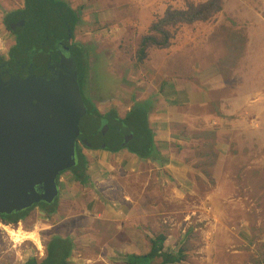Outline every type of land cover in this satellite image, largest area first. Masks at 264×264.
Wrapping results in <instances>:
<instances>
[{"label": "rangeland", "instance_id": "374dc122", "mask_svg": "<svg viewBox=\"0 0 264 264\" xmlns=\"http://www.w3.org/2000/svg\"><path fill=\"white\" fill-rule=\"evenodd\" d=\"M64 1L81 15L75 40L92 48L84 90L87 99L100 114L105 116L116 110L123 118L136 102H143L147 112L154 111L155 120L163 119L164 128L155 140L159 149L155 153V143L153 154L160 157L167 150L174 151V158L180 161L176 173L166 167L163 174L148 172L152 173L148 193H143L142 198L148 199L150 237L161 231V224L176 228L175 234L178 232L182 237L173 234L164 242L174 252L180 253L183 248V259L174 264H264V108L245 114L242 111L247 105L238 100L240 92H247L254 85L264 87V41L260 38L264 33V0H224L220 13L208 21L179 27L170 47H152L143 63L136 56L141 35L149 32L151 23L169 6L184 8L189 0ZM23 8L24 0H0L4 18L7 13ZM12 24L22 25L15 21ZM11 34L6 27L2 30L0 47L6 49L14 44L15 37ZM4 77L1 74L0 80ZM197 85L211 98L207 107L198 106L200 101L189 106L188 91ZM223 88L228 92V101L222 99ZM169 105H175L178 112L169 115ZM227 105L241 112L229 114L222 110ZM207 111L212 112L211 118ZM259 112H263L262 118L258 117ZM164 116H169V120ZM168 125L179 135L168 134L173 144L163 138ZM5 127L0 128V187L5 196L2 199L26 208L25 198L29 196L35 203L39 202V195L45 194V179L25 187L15 186H22L23 177L10 171L4 161L9 153L7 144L10 141L19 144L22 137L12 127ZM103 129L100 125L99 132ZM125 147L128 149V145ZM70 172V169L60 171L66 174L65 180L73 177ZM60 173L55 174L58 186ZM142 175L146 174L139 173L138 178ZM60 189L63 191V187ZM7 192L10 196L5 195ZM65 194L59 191L51 202H45L57 207V212ZM35 209L27 222L0 224V264H25L31 257L42 260L52 238H63L48 227L50 222L63 220L64 215L57 218L42 213L41 207ZM47 217L50 222H45ZM185 218L188 220L184 222ZM154 221L157 226L151 225ZM7 227L35 233L41 246L31 238L14 241ZM164 234L167 235L166 230ZM63 239L67 240L66 248H71L68 264H105L97 256L101 249L95 242L93 249L89 246V251L81 250L79 256L73 239ZM174 239L178 240L175 242L178 250L173 247ZM104 257L110 261L106 254Z\"/></svg>", "mask_w": 264, "mask_h": 264}, {"label": "water", "instance_id": "95a60500", "mask_svg": "<svg viewBox=\"0 0 264 264\" xmlns=\"http://www.w3.org/2000/svg\"><path fill=\"white\" fill-rule=\"evenodd\" d=\"M55 33V42L48 39L46 53L38 61L32 59L16 74L0 80V128L12 127L22 137L19 144H7L9 153L4 163L15 175L23 177L22 186L14 184L18 188L45 179V194L37 197L39 202H51L58 194L55 174L76 165L79 143L88 148L108 149L127 144L123 139L122 145H118L120 130L129 132L127 139L134 137L129 127L120 125L115 128L117 134L113 131L106 139L108 130L114 129L86 104L78 64L71 52V30L64 18L58 22ZM100 125L104 129L99 132ZM5 195L10 196L9 192ZM2 198L5 196L0 187L1 212L19 208ZM25 199V206L34 202L29 196ZM6 204L11 207L2 208Z\"/></svg>", "mask_w": 264, "mask_h": 264}, {"label": "crops", "instance_id": "0c3cea01", "mask_svg": "<svg viewBox=\"0 0 264 264\" xmlns=\"http://www.w3.org/2000/svg\"><path fill=\"white\" fill-rule=\"evenodd\" d=\"M3 16L4 14L0 13V33L6 27ZM3 33H5V31ZM4 36L7 35L4 34ZM260 38L264 41V33L261 34ZM262 44H264V42ZM179 89L184 91L183 86H179ZM197 89H199V91H197ZM202 89L203 87L197 85V87L193 89L190 88L188 91V103L190 108L199 101L200 103L198 106L204 105L207 107L209 105L211 98L209 99L210 96L208 97V92ZM256 92L257 94H254ZM222 94V99L224 98V100L228 101V92L225 88H223ZM239 95L240 99H237L247 105L244 106V111H242L245 114L255 113V111L257 112V108L263 110L264 87H262V84L257 86L254 85L247 92L242 91ZM153 96L154 95H148V98ZM155 96H157V94H155ZM157 99H159V96H157ZM159 102L155 103L157 109L159 108ZM233 102L236 104V100H233ZM234 107H240V105H234ZM168 108L170 110L169 115H174L178 112L175 105H169ZM222 110H225L229 114H234L240 109H229L227 105L224 106V109L222 107ZM211 113L212 112L207 111V114H210L208 118L212 117ZM258 114V117L262 118L263 112H259ZM157 116L159 117V112H157ZM155 117L154 111H149V125L154 131V139L157 141L159 139L158 134L160 130L164 128V125L161 123L163 121L161 117L157 118V120H155ZM245 117L246 116H244V118ZM163 118L169 120V116H164ZM176 120L178 121L180 119L177 118ZM170 133L174 137L179 135L175 133V129H171L170 126L168 127L167 135L163 136V138L169 144H173L171 142V135H168ZM156 148L155 153L159 149L158 142L156 143ZM112 151L113 150L110 149L104 150V148L96 149L86 147L82 150L88 162L87 182L82 184L73 174L72 178L65 180L66 174L62 173L59 180L60 182H58L59 189L63 187V191L60 189V194H66L60 201L62 203L61 207L58 208V211L53 213L52 216L56 215L58 218V216L60 217L63 214L64 219L53 224L48 220L49 217H47L45 222H50L51 225L48 229H50L52 233L60 234L63 238L68 237L73 239V242L77 244L76 249L79 252V256L81 255V250L89 251V246L91 247L90 249H93L92 243L95 242L97 247L100 246L101 249V253L97 256H99L105 264H127L125 259L128 254L135 253L142 255L147 254L151 250L150 238H152V236L150 237L148 199L146 197L142 198L143 193H148L149 176L152 174H148V172L156 171L157 175L159 173L163 174L165 167L171 168V170L175 172L176 169H178L180 161L174 158V151L170 150L163 152L165 156L159 157L157 156L158 154L155 155L154 153L151 158L141 157L126 149V147L116 152ZM153 166L156 168H153ZM168 172H170V170H168ZM139 173L140 175H146H142L139 179ZM80 191L81 195H78ZM138 194H141V197H138ZM85 196H88V198ZM67 201L70 202V205H63ZM187 220L188 219L185 218L184 222ZM151 225L157 226L158 222L154 221ZM161 225H163L161 231L156 234H164L166 230L167 235L164 234L166 236L165 243H167L169 238H172L171 235L173 234L175 237H182L178 232L175 234L176 228L174 226L167 228L165 224ZM70 234L73 235L74 238ZM177 241V239H174V248L177 246L175 243ZM179 241L183 242V240ZM167 247L168 248H165L168 252L174 250L169 246ZM175 249L178 250L177 247ZM105 254L109 257L110 261L106 260L107 258L104 257ZM86 258L90 259V257ZM92 258L95 259L96 255L92 256ZM72 260H74V258H71V261Z\"/></svg>", "mask_w": 264, "mask_h": 264}, {"label": "trees", "instance_id": "16d2710c", "mask_svg": "<svg viewBox=\"0 0 264 264\" xmlns=\"http://www.w3.org/2000/svg\"><path fill=\"white\" fill-rule=\"evenodd\" d=\"M224 0H205L202 2H195L189 0L184 8H176L169 6L149 27V32L141 35L136 50V56L139 62L143 63L151 53L152 47L165 49L170 47L172 39L179 27L183 25H190L198 21H208L224 9ZM75 8L70 6L64 0H25L23 9H16L12 13H7L4 19V24L12 31V22L22 24V33L20 39L23 40L17 44L14 49L24 51L27 47L33 49L34 53L30 56L34 59L36 56H41L46 53L45 44L50 39L54 41L53 37L56 35L55 30L61 18L66 20V23L71 30V52L78 64L79 80L83 96L89 109L100 116L105 117L113 129L117 126L126 125L134 132V140L132 144L128 145L131 152L138 154L144 158H151L154 154V132L149 125L148 112L144 108L143 102H136L135 106L123 118L118 115L116 110L111 111L108 115H102L98 112L95 105L87 99L84 94L87 83V76L89 71V56L92 52L90 46H86L75 40V28L78 26L81 19L80 13H77ZM14 33V31H13ZM17 34V33H15ZM18 35V34H17ZM55 42V41H54ZM53 42V44H54ZM52 44V46H53ZM229 55V54H228ZM240 57V54H236ZM230 57L231 54L229 55ZM114 112V114H113ZM122 146L109 147L110 150H119ZM87 160L82 153V149L78 148V161L75 166L70 168L74 177L85 184L87 177ZM59 182V180H58ZM41 208L51 215L56 212L57 207L49 205H41ZM27 212L13 218H4L5 223L17 224V222L26 215ZM23 219V218H22ZM166 236L159 233L150 238L151 250L147 254L138 255L130 253L126 256L127 264H171L179 262L183 259V248L180 253L168 252L165 248ZM67 240L59 237H53L51 243L47 247L46 258L39 263L38 259H29L26 264H68L67 256L71 254V248L67 246ZM65 244V245H64ZM63 250V251H62Z\"/></svg>", "mask_w": 264, "mask_h": 264}, {"label": "flooded vegetation", "instance_id": "af4514ba", "mask_svg": "<svg viewBox=\"0 0 264 264\" xmlns=\"http://www.w3.org/2000/svg\"><path fill=\"white\" fill-rule=\"evenodd\" d=\"M6 29H7V27H6ZM7 30H9V29H7ZM13 31H14V33H13ZM10 32L13 33L11 35H13L15 37L14 42H13L14 44L10 45L9 48L7 47L6 49L0 47V76L2 74L5 77H10V75L16 74L17 71H20L22 69V67H24L25 64H27L26 62L31 61L33 59L30 55L32 53H34L33 49L30 47H27L24 51L19 50V48L14 49L17 46V44L20 42V35L22 33V25H20L19 27H15V28L12 27V31H10ZM15 33H17L18 35ZM36 60L38 61L37 56L34 58L33 61H36ZM5 81H8V80H5ZM117 127H120V126H117ZM108 131H109V133L106 136V139H110L109 136L111 135V133H113V131L116 133L115 129L114 130L109 129ZM128 133L127 132L125 133V131L120 130V138H119L118 145H122L121 142L123 141V139H126V142H127L126 145L132 144L134 137L127 139L125 136L129 135ZM118 135H116V136H118ZM134 136H135V134H134ZM80 145L81 144L79 143V145L77 147L81 148ZM125 146H122V148H124ZM61 174L62 173H60V175ZM59 176H58V180H59ZM43 204L52 206L51 203H47L45 201H40V202H35L31 206L26 207V208H16V207L14 208L13 207V208H10L9 211H3V212L0 211V224L1 223L6 224V225L14 224V222L5 223L4 218L6 217V218H13L14 219V217H17L18 215L23 214L25 212H27L26 215L24 217H22L23 219L21 218L17 223H22L23 220H25V222H27L29 217L36 210L35 208L41 207V205H43ZM40 211L42 213H46L43 209ZM42 255H43V252H42ZM46 256H47V254H46ZM46 256H45V258H46ZM32 258H36V257H31L29 259H32ZM45 258H43L42 260L38 259V262L41 263ZM25 264H26V262H25Z\"/></svg>", "mask_w": 264, "mask_h": 264}, {"label": "bare ground", "instance_id": "6f19581e", "mask_svg": "<svg viewBox=\"0 0 264 264\" xmlns=\"http://www.w3.org/2000/svg\"><path fill=\"white\" fill-rule=\"evenodd\" d=\"M7 231L9 232V234L13 237L14 241L16 242H19V241H22L24 240L25 238H31V239H34L36 241V243L38 244V246H41V242L38 240V237L36 236L35 233L33 232H30V233H22L21 229L16 231V230H13L11 228H8L7 227Z\"/></svg>", "mask_w": 264, "mask_h": 264}, {"label": "built area", "instance_id": "2783aa9c", "mask_svg": "<svg viewBox=\"0 0 264 264\" xmlns=\"http://www.w3.org/2000/svg\"><path fill=\"white\" fill-rule=\"evenodd\" d=\"M9 226H12V224H10Z\"/></svg>", "mask_w": 264, "mask_h": 264}, {"label": "clouds", "instance_id": "9594fccd", "mask_svg": "<svg viewBox=\"0 0 264 264\" xmlns=\"http://www.w3.org/2000/svg\"><path fill=\"white\" fill-rule=\"evenodd\" d=\"M83 146V145H82ZM18 224V223H17Z\"/></svg>", "mask_w": 264, "mask_h": 264}]
</instances>
